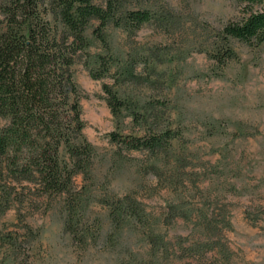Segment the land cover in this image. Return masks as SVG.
Masks as SVG:
<instances>
[{
	"label": "rangeland",
	"instance_id": "obj_1",
	"mask_svg": "<svg viewBox=\"0 0 264 264\" xmlns=\"http://www.w3.org/2000/svg\"><path fill=\"white\" fill-rule=\"evenodd\" d=\"M128 6L154 17L134 34L109 27L110 49L97 41L89 49L122 69L113 62L106 75L93 78L91 70L102 69L85 56L73 68L83 135L94 148L87 174L73 183L87 204L80 234L65 229L64 195L44 194L25 180L0 213V264H202L183 256L177 236L183 246L221 242L230 264H264V44L232 39L236 58L222 67L213 59L224 26L242 14L236 0H129ZM105 84L129 103L119 117L107 103ZM147 126L173 135L170 149L155 157L124 150L114 166L119 149L110 134L142 136ZM126 196L174 245L167 254L150 262L140 228L112 225L104 204ZM169 204L185 205L188 219L167 222ZM201 212L215 216L219 234L210 238L202 229Z\"/></svg>",
	"mask_w": 264,
	"mask_h": 264
},
{
	"label": "trees",
	"instance_id": "obj_2",
	"mask_svg": "<svg viewBox=\"0 0 264 264\" xmlns=\"http://www.w3.org/2000/svg\"><path fill=\"white\" fill-rule=\"evenodd\" d=\"M236 1L242 5V14L224 26L222 44L212 56L221 67L237 56L232 39L255 47L264 44V0ZM128 5L129 0H105L104 5L94 0H0V119L5 122L0 126V213L10 208L15 185L33 180L42 193L65 196V229L74 237L80 234L78 226L84 224L81 212L87 204L73 183L78 174H87L94 148L83 135L81 94L73 68L78 58L85 56L102 69L97 73L91 70L93 78L110 71L115 60L92 56L89 49L93 42L110 49L107 28L134 34L154 17L150 10ZM95 21L98 24H93ZM114 63L120 71V63ZM124 73L131 74L125 67ZM103 89L115 117L130 109L128 101L111 86L105 84ZM110 137L119 149L113 157L115 166L122 163L124 150L144 151L153 157L168 151L174 136L166 131L157 134L147 126L142 136L111 133ZM150 169L156 168L144 171ZM82 188L80 193L86 192L85 186ZM104 205L118 230L128 222L140 228L149 246L150 262L174 247L156 232V220L130 196L119 204L108 200ZM185 208L183 204H169L167 222L174 217L188 219ZM200 217L209 237L219 234L215 216L201 212ZM175 238L183 256L197 257L202 264L205 259L208 264H230L228 250L221 242L183 246L182 237Z\"/></svg>",
	"mask_w": 264,
	"mask_h": 264
}]
</instances>
